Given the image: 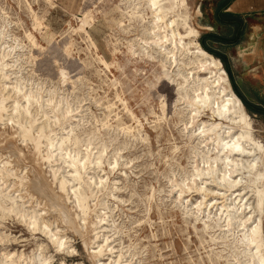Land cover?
<instances>
[{
	"label": "bare ground",
	"instance_id": "6f19581e",
	"mask_svg": "<svg viewBox=\"0 0 264 264\" xmlns=\"http://www.w3.org/2000/svg\"><path fill=\"white\" fill-rule=\"evenodd\" d=\"M44 1L49 6L55 5L54 0ZM190 1L114 0L112 4L122 18L117 22V29L127 36L124 46L131 50L132 63L150 62L157 67V80L175 86V114L184 125L182 132L187 137L185 145L189 148L191 166L188 172L186 168V178L172 185L179 194L174 196L176 207L191 216L195 224H201L208 236L205 241L213 253L209 256L211 264L215 261L264 264V143L257 137L254 119L234 92L222 62L199 43V31L192 24ZM96 18L85 13L77 18L78 25L70 30L75 34L84 33L91 59L98 67L113 74L111 63L123 51L116 39V43H109L113 61H107L101 54L87 30L93 27ZM41 19L38 16L35 20L36 30L43 25ZM74 45L70 40L65 43L63 52L66 56H70L67 47ZM8 57L6 48L0 49V120L6 115V120L17 126L21 146L31 143L35 152L43 149V165H47L52 176L49 203L57 218L70 223L71 227L77 223L74 231L81 233L88 229L93 213L96 220L92 223L93 244H97L93 254L106 258L101 264H132L131 260L124 262L125 253L111 245L117 241L109 235L114 231L110 220L113 210L109 201L101 197L121 198L115 194L120 189L117 182L110 184L108 176L117 172L115 170L120 166L133 163V160L121 161L124 158L121 152L127 147L124 144L114 146L118 140L117 136L110 135L111 132L121 130L134 139L145 141L147 138L140 134L143 124L124 102V109L137 122V127L123 122L120 112L114 111L115 104H112L107 107L106 118L97 121L100 127L87 131L86 114L69 106L65 108L62 101L56 102L51 94L44 99L43 92L25 89L23 78L16 75ZM82 63L85 67L92 65L85 60ZM79 78L84 77L80 75ZM103 82L111 88L120 83L117 78ZM112 113L115 118H111ZM113 119L116 124L111 122ZM101 130L110 135L109 141L102 138ZM180 149L176 145L173 151L176 153ZM22 159L19 156L18 162ZM106 164L109 171L105 179L98 171H106ZM36 170L38 168L31 172L35 174ZM30 184L45 193L46 184L36 178L31 181L26 167L20 169L13 164L12 156L0 154V247L11 242L10 235L3 230L6 228L4 222L16 217L32 232L45 234L58 252L70 253L67 237L61 234L59 227L53 228L56 220L45 219L47 212L41 207L46 203L30 195L27 199L26 189ZM16 187L20 189L15 191ZM190 192L200 195L201 200L194 199L195 203L191 198L185 200L184 195ZM60 200L64 201L63 205ZM194 229L198 230L196 225ZM40 245L43 249L44 244ZM216 245H220V250L214 253ZM6 247L0 249V264H51L50 256L45 257V253L26 256L21 250L12 252ZM62 264L65 263L62 261Z\"/></svg>",
	"mask_w": 264,
	"mask_h": 264
},
{
	"label": "rangeland",
	"instance_id": "374dc122",
	"mask_svg": "<svg viewBox=\"0 0 264 264\" xmlns=\"http://www.w3.org/2000/svg\"><path fill=\"white\" fill-rule=\"evenodd\" d=\"M220 1H190L192 24L199 31V43L200 37L207 32H215L225 37L232 36V27L219 26L213 19L215 7ZM112 2L114 0H54L55 5L49 6L44 0H0V49L6 48L9 62L14 65L12 69L16 71V75L23 78L22 85L25 89L43 92L44 99L51 94L56 102L62 101L65 108L69 106L86 114L84 122H88L87 131L100 127L97 121L106 118L109 112L107 107L112 104H115L113 110L120 112L119 117L123 122L137 127V122H134L124 109V102L143 124L140 134L147 138L145 141L134 139L121 130L112 131L110 134L117 136L118 141L114 146L124 144L127 147L121 152L124 156L121 161L133 160L132 164L120 166L115 170L119 172L108 176L110 184L117 182L120 191L117 190L115 194L121 198L116 200L101 197L112 206L113 220H110L114 231L109 235L111 239L117 240L111 245L125 253L123 261L131 260L132 264H211L209 256L213 253L205 241L208 236L203 232L201 224H195L193 218L184 214L174 203L179 194L172 185L186 178V168L187 172L191 170L189 148L185 145L187 137L185 132H182L184 125L179 122V115L175 114V86L157 80V67L150 62L132 63L131 50L124 46L127 36L120 34L117 29V22L122 18ZM230 8V12L242 15L245 19L246 28L241 41L239 44L215 43L214 48L225 57L232 70L233 80L246 101L264 109V0H236ZM85 13L97 17L93 27L87 30L109 62L113 61L109 43H116V39H119L116 44L123 53L111 63L113 74L103 67H98L91 59L84 33L78 32L76 35L70 30L78 25L77 18L83 17ZM38 16L42 18L43 23L40 30L35 29ZM69 40L75 45L67 47L66 51L70 55L68 57L64 54L63 47ZM213 56L222 62L220 58ZM80 58L92 65L85 67ZM222 64L226 70V65L223 62ZM80 75L84 78L78 79ZM228 77L236 93L232 79L229 75ZM109 78H117L120 83L115 88L108 87L103 81ZM236 95L238 96L237 93ZM246 109L254 119L257 137L264 143V114L250 111L247 107ZM114 116L115 113H112L111 118ZM6 119L7 116L4 115L0 120V154L4 157L12 156L16 167H26L30 171L31 181L36 178L46 184L45 193L30 184L26 189L27 199L33 196L35 200L46 203L41 207L47 212L45 219L56 220L57 225L53 228L59 227L58 230L67 237L68 246L71 248L70 253L58 252L45 234L32 232L26 224L13 217L4 222L6 228H3L10 235L11 244H5L7 247L2 245L0 249L6 247L12 252L21 250L26 256L42 252L45 257H51H48L51 264H62V261L65 264L105 262L106 258L93 254L97 246L93 244L95 231L92 223L96 221L94 214H91L88 229L81 233L74 231L77 223L74 222L71 227L70 223H63L57 218V213L49 203V182L52 181V176L46 168L47 165H43V149L35 152L31 143L26 144V147L21 146L17 126ZM115 120L111 122L116 124ZM101 132L102 138L109 141L110 135H105L104 130ZM176 145L181 149L174 153ZM114 146L109 149V157ZM19 156L24 158L21 163L18 162ZM104 167L106 171H98L101 176L109 171L107 164ZM36 168L38 171L33 174L31 171ZM104 178L106 179L107 175ZM13 180L12 178L11 181ZM17 188L15 191L20 189ZM188 198H191L193 203L201 200V196L194 192L184 195L185 200ZM63 202L60 200L61 205ZM194 225L198 228L197 231ZM41 243L44 244L43 249H40ZM214 247L217 248L214 253L220 250V245ZM215 264L225 263L215 261Z\"/></svg>",
	"mask_w": 264,
	"mask_h": 264
},
{
	"label": "trees",
	"instance_id": "16d2710c",
	"mask_svg": "<svg viewBox=\"0 0 264 264\" xmlns=\"http://www.w3.org/2000/svg\"><path fill=\"white\" fill-rule=\"evenodd\" d=\"M236 0H221L217 6L215 7L213 19L215 20V24L219 26H225V27H232L234 32L232 36H222L218 35L215 32H207L204 33L200 37V44L202 47L212 55H215L216 57L220 58L222 62L226 65V71L230 78L232 79L233 87L238 94V96L241 98L244 105L248 108L250 111H254L256 113H262L264 114V109H261L259 107H256L249 102L246 101V99L242 96V94L239 92L234 80H233V74L232 70L226 63L225 57H223L222 54H220L215 48V43L220 44H239L241 41V37L244 33V30L246 28L245 19L242 15L235 14L233 12L229 11L230 6L235 2Z\"/></svg>",
	"mask_w": 264,
	"mask_h": 264
},
{
	"label": "crops",
	"instance_id": "0c3cea01",
	"mask_svg": "<svg viewBox=\"0 0 264 264\" xmlns=\"http://www.w3.org/2000/svg\"><path fill=\"white\" fill-rule=\"evenodd\" d=\"M230 9H231V8H230ZM230 9H229V10H230Z\"/></svg>",
	"mask_w": 264,
	"mask_h": 264
}]
</instances>
